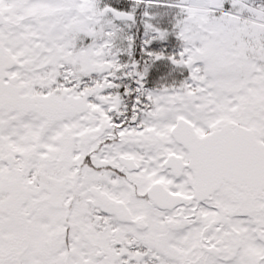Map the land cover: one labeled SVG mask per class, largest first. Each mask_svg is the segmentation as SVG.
Masks as SVG:
<instances>
[{"label":"snow or ice","instance_id":"obj_1","mask_svg":"<svg viewBox=\"0 0 264 264\" xmlns=\"http://www.w3.org/2000/svg\"><path fill=\"white\" fill-rule=\"evenodd\" d=\"M0 264H264V0H0Z\"/></svg>","mask_w":264,"mask_h":264}]
</instances>
